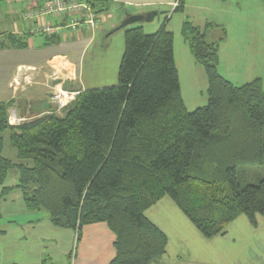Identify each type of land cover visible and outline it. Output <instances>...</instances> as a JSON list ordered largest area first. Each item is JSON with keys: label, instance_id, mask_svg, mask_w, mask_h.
Wrapping results in <instances>:
<instances>
[{"label": "trees", "instance_id": "obj_1", "mask_svg": "<svg viewBox=\"0 0 264 264\" xmlns=\"http://www.w3.org/2000/svg\"><path fill=\"white\" fill-rule=\"evenodd\" d=\"M181 34L208 82L207 105L193 112L164 27L152 35L125 29L117 86L77 90L60 115L13 127V102L0 103V198L20 191L27 211H45L60 229L106 223L116 237L110 264H152L165 254V235L143 216L164 196L207 239L241 215L252 225L264 217V176L242 182L244 172L264 168V87L260 80L235 87L219 75L223 27L186 19ZM6 132L20 163L2 156ZM11 170L17 184L4 187Z\"/></svg>", "mask_w": 264, "mask_h": 264}, {"label": "crops", "instance_id": "obj_2", "mask_svg": "<svg viewBox=\"0 0 264 264\" xmlns=\"http://www.w3.org/2000/svg\"><path fill=\"white\" fill-rule=\"evenodd\" d=\"M30 1L5 0L7 6L5 14L13 19V29L10 33L0 36V103L12 101L16 104L45 99L47 85L50 83L54 86L55 81H62V84L66 80L76 81L77 88L81 92L117 86L118 69L125 48V29L139 27L143 30V28L134 24L116 32L112 31L106 40H102V36L108 30L117 28L126 18V14L144 15L148 12H156L158 15L161 12L160 8H171V13H175L176 2V0H96L100 21L93 31L81 30L77 33L63 31L48 37L34 36L29 32L31 25L21 24L23 10ZM110 7H114V12L109 10ZM162 13L169 16L170 11L169 13L162 11ZM227 15L229 19L237 18L233 13ZM214 18L211 21L205 19L202 23L200 21L191 23L199 28H203L207 23L224 28L226 40L219 46L217 70L224 80L237 86L219 71L221 55L229 45V33L233 27L219 21L218 17ZM171 19L172 17L166 18L164 28L173 34L168 28ZM47 20L55 23L53 18ZM184 21L182 19L180 21L181 28ZM17 24H21L20 28ZM159 29L160 26L148 35L155 34ZM114 35H116L115 45L109 40ZM11 37L16 41L20 40L24 48L13 46ZM241 37L240 31L236 39L239 40ZM38 38L42 39L38 40ZM255 38V35L251 36V39ZM48 39H55L57 42L50 44ZM182 40L187 45L188 52L185 51L177 57L173 35L174 62L184 106L187 112H193L201 108L196 107L199 98L194 90L198 88L199 83L201 86L204 85V91L199 90L198 94L207 103L208 82L203 67L196 63L183 37ZM249 60H253L252 56ZM86 69L94 74L99 71L104 72L105 78L102 79L104 81L97 85L89 84L88 79L84 77ZM180 70L184 72L186 78L187 101L182 89ZM2 156L6 158L3 151ZM13 159L16 160V162L12 161L13 163H20L17 152ZM13 174H16L14 178L18 181V172ZM2 190L0 187V194ZM17 192L20 193L24 205L21 192L13 190L0 198V207L9 195ZM23 207L20 219L14 217L8 220L0 213V264H110L115 258L116 237L106 223L85 225L80 232L60 229L51 224L49 215L45 211L32 212L27 211L25 205ZM143 216L167 239L165 254L152 264H264V217L259 214L254 217L255 225H252L246 216L241 215L229 223L221 234L210 239L200 233L168 196L162 197L150 206Z\"/></svg>", "mask_w": 264, "mask_h": 264}, {"label": "rangeland", "instance_id": "obj_3", "mask_svg": "<svg viewBox=\"0 0 264 264\" xmlns=\"http://www.w3.org/2000/svg\"><path fill=\"white\" fill-rule=\"evenodd\" d=\"M184 1V12H175L171 13V8H160L161 12L154 18L153 21L149 23H138L135 24L136 26H140L143 28L145 34L153 33L156 31L158 27H164V23H166V18L172 17L168 23L169 30L172 31L175 37L176 43V51L177 57L181 54H184L185 51L188 52L187 45L183 42L180 29H181V19L186 20L188 19L190 22L193 21H200L202 23L205 19L207 21L214 20V17H218L223 23H228L234 28H231V32L229 33L230 42L226 48L227 54L225 51L221 55L220 60V74L222 73L231 82L237 86L241 87L245 84H249L254 80H260L262 85L264 84V4L262 0H231L230 2H222L220 0H183ZM177 2V1H176ZM114 7H110L109 10L114 12ZM175 10V8H174ZM7 11V6L5 4V0H0V36L5 33H10L12 31L13 19L7 16L5 13ZM165 11H170L169 16H166L164 13ZM118 14V12H115ZM233 13L235 19H229L227 14ZM233 17V18H234ZM17 20V19H16ZM22 21V19L20 18ZM18 21V20H17ZM171 21V22H170ZM234 21V23H233ZM123 22V20H122ZM120 22L119 25L122 23ZM21 24L28 25L26 22L22 21ZM21 24H17L20 25ZM118 25V26H119ZM14 27V26H13ZM113 30H108L103 36L102 40H106L110 37ZM241 31L242 37L238 40L236 39V35H239ZM114 34V33H113ZM256 36L255 39H251V36ZM111 37L109 40L112 41V44L115 45V37ZM42 38H38L41 40ZM109 41V42H110ZM113 48V47H112ZM116 48V46L114 47ZM224 48V49H225ZM189 53H187L188 55ZM228 56V57H227ZM252 56L253 60H249V57ZM182 69V68H181ZM116 71V69H115ZM181 71V84L184 93L185 100L187 101V89L185 87L186 78L184 76V72ZM111 72V69H110ZM59 73V71H58ZM106 74V72H105ZM52 77V75H50ZM84 77H86L89 81V84L97 85L104 80V72L99 71L98 73H92L91 70L84 71ZM62 81H59V84L56 86H51L49 83L47 86V94H56L59 92H63L62 90ZM61 83V84H60ZM64 84L67 85V90L65 92L72 98L74 101L78 97L79 93L77 90V83L76 81H68L66 80ZM204 91V85L199 86L194 93L198 96V100L196 103V107H204L207 103L201 99L200 94L198 91ZM192 93V88H191ZM73 94V95H71ZM205 96V95H204ZM45 97V96H44ZM19 102L16 104L13 103L7 110V114L11 111H15L18 117L20 118L22 111L19 110L18 107ZM72 104V103H71ZM70 106V105H68ZM67 106V107H68ZM195 107V106H194ZM66 109V108H65ZM54 110V109H53ZM64 109L58 113V115L62 114ZM27 116H24L26 118ZM32 120V119H31ZM30 119L26 118V121L20 123V125L24 123H28L31 121ZM9 124V123H8ZM19 125V126H20ZM16 127V126H13ZM3 155L6 158H9L11 161H15L16 157V150L12 149L9 145V133H3ZM27 164H30L28 162ZM17 173L15 170H11L4 182L3 186H14L17 184V179H15V175ZM248 178L246 179V177ZM259 176L262 178L264 176V168H258L256 171L251 170L248 173L244 172L242 176L243 183H254V179ZM16 192V191H15ZM19 194V195H17ZM23 203L20 197V193L17 192L12 194L11 196L3 201L0 207V213L6 219L11 218H18L20 219L21 213L23 211Z\"/></svg>", "mask_w": 264, "mask_h": 264}, {"label": "built area", "instance_id": "obj_4", "mask_svg": "<svg viewBox=\"0 0 264 264\" xmlns=\"http://www.w3.org/2000/svg\"><path fill=\"white\" fill-rule=\"evenodd\" d=\"M93 3L94 0H31L23 10L22 20L31 25L29 32L34 36L49 37L63 31H93L100 21ZM176 6L177 2L174 4ZM51 18L55 23L47 20ZM73 102L74 98L65 91L51 94L50 103L53 108L50 114H58ZM24 121L26 118H19L15 111L8 113L10 126H19Z\"/></svg>", "mask_w": 264, "mask_h": 264}, {"label": "water", "instance_id": "obj_5", "mask_svg": "<svg viewBox=\"0 0 264 264\" xmlns=\"http://www.w3.org/2000/svg\"><path fill=\"white\" fill-rule=\"evenodd\" d=\"M157 16L156 12H148L147 14H138V15H128L126 14V18L123 20V22L113 30V32L119 31L123 28H126L128 26L138 24V23H149L151 22L154 17ZM59 81L53 82V85H58ZM62 90L66 91L67 90V85L62 84ZM50 98H51V93L46 95L45 99L39 100V101H32L28 102L27 106V112H23L21 114V118H24V116H27V119H37V118H42L44 116L50 115L52 112V104L50 103Z\"/></svg>", "mask_w": 264, "mask_h": 264}, {"label": "flooded vegetation", "instance_id": "obj_6", "mask_svg": "<svg viewBox=\"0 0 264 264\" xmlns=\"http://www.w3.org/2000/svg\"><path fill=\"white\" fill-rule=\"evenodd\" d=\"M18 107L20 111L27 112L28 106L26 102H19Z\"/></svg>", "mask_w": 264, "mask_h": 264}]
</instances>
